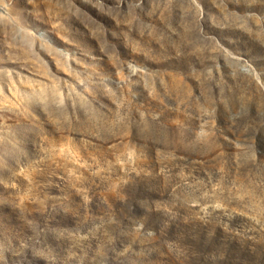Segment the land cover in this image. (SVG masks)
<instances>
[{
	"label": "rangeland",
	"instance_id": "1",
	"mask_svg": "<svg viewBox=\"0 0 264 264\" xmlns=\"http://www.w3.org/2000/svg\"><path fill=\"white\" fill-rule=\"evenodd\" d=\"M164 222L170 264H264V0H0V264Z\"/></svg>",
	"mask_w": 264,
	"mask_h": 264
},
{
	"label": "clouds",
	"instance_id": "2",
	"mask_svg": "<svg viewBox=\"0 0 264 264\" xmlns=\"http://www.w3.org/2000/svg\"><path fill=\"white\" fill-rule=\"evenodd\" d=\"M141 123H143V115L141 114ZM139 129V126H137ZM32 129L27 126L19 130L22 141H26L27 134ZM137 135L140 138V131L138 130ZM191 192L187 191L185 195V203L190 202ZM148 201H142V206L147 205ZM170 222H164L159 225V231L151 229L148 235L153 237L152 241L147 245L138 248L136 251L131 250V246L125 247L122 251H116L117 264H170V261L166 259L168 253L174 251V245L168 242L167 229ZM177 228L179 229L180 239H191L195 242L197 247L206 245V241L201 239V233L194 228L184 227L181 218L175 219Z\"/></svg>",
	"mask_w": 264,
	"mask_h": 264
}]
</instances>
